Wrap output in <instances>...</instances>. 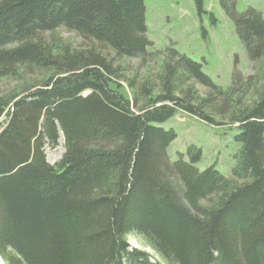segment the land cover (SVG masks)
Returning <instances> with one entry per match:
<instances>
[{"label":"trees","instance_id":"16d2710c","mask_svg":"<svg viewBox=\"0 0 264 264\" xmlns=\"http://www.w3.org/2000/svg\"><path fill=\"white\" fill-rule=\"evenodd\" d=\"M221 3L255 65L228 87L149 49L145 0H0V264H264V17ZM179 110L237 125L232 176L194 144L170 159Z\"/></svg>","mask_w":264,"mask_h":264},{"label":"rangeland","instance_id":"374dc122","mask_svg":"<svg viewBox=\"0 0 264 264\" xmlns=\"http://www.w3.org/2000/svg\"><path fill=\"white\" fill-rule=\"evenodd\" d=\"M248 7H255L264 17V0H235L238 12ZM145 19L147 34L153 45L150 50H163L173 46L199 62L203 71L217 84L228 87L232 80L235 61L238 67L247 74H254L255 65L250 62L247 50L238 36L235 24L223 7L221 0H205L204 9L199 15L194 0H145ZM216 17L213 23L212 15ZM64 39L77 46L85 42L75 33L67 29L56 31ZM131 65H141L139 59L127 60ZM160 62H150L140 67L144 72L148 67L159 68ZM204 93V88L199 87ZM6 120H0V131L5 127ZM165 129L173 128L177 138L169 145L168 155L171 160L178 158V153H186L188 146L197 145L202 149V157L196 164L200 170L215 165L226 176H232L235 165V154L239 145L235 140L239 133L237 125H211L194 115L179 110L167 121L158 124ZM64 136L61 132L57 147H45L46 158L52 163H58L65 151ZM186 159L189 158L186 156ZM132 247L146 250L153 260H160L155 252L142 240L131 237ZM163 264H167L163 262Z\"/></svg>","mask_w":264,"mask_h":264}]
</instances>
